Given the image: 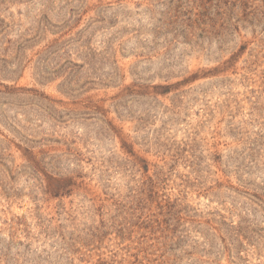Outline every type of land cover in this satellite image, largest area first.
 <instances>
[{"label":"rangeland","instance_id":"obj_1","mask_svg":"<svg viewBox=\"0 0 264 264\" xmlns=\"http://www.w3.org/2000/svg\"><path fill=\"white\" fill-rule=\"evenodd\" d=\"M0 264H264V0H0Z\"/></svg>","mask_w":264,"mask_h":264}]
</instances>
